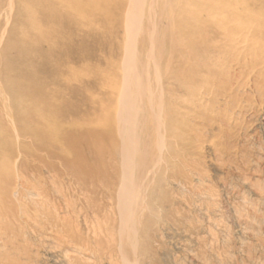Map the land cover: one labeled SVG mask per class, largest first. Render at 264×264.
Listing matches in <instances>:
<instances>
[{
    "label": "rangeland",
    "instance_id": "rangeland-1",
    "mask_svg": "<svg viewBox=\"0 0 264 264\" xmlns=\"http://www.w3.org/2000/svg\"><path fill=\"white\" fill-rule=\"evenodd\" d=\"M132 1L0 0V264H264V67L226 57L207 86L200 141L183 142L200 149L141 141L123 183L113 83L127 56L175 60L189 22L183 0H144L136 14ZM161 151L171 164L154 161Z\"/></svg>",
    "mask_w": 264,
    "mask_h": 264
},
{
    "label": "bare ground",
    "instance_id": "bare-ground-1",
    "mask_svg": "<svg viewBox=\"0 0 264 264\" xmlns=\"http://www.w3.org/2000/svg\"><path fill=\"white\" fill-rule=\"evenodd\" d=\"M143 1L137 0L136 2H131L134 4L133 8L129 7L133 9L135 14L139 12L138 8L142 7V5H144L142 7V10H144L145 4H143ZM118 4L123 6V3ZM182 4L184 6L181 8L182 13L187 16L189 22L177 33V45L180 46L179 56L175 60L171 58L165 62L162 60V51L159 50V59L161 60L152 61V63L154 62L153 67H151L148 60L143 62V60L140 61L139 59L137 61L138 57L132 56L129 60L127 56L122 76L112 86V99L114 101L112 103L116 105V110H113L114 128H116L114 130H117L119 133V140L122 139L123 160L128 163H126V170L124 171V173L126 172V176L123 183L133 182L131 181L133 179L131 177H133L135 166L129 165V163L136 158L138 150H136V146L141 141H144L146 144H150L153 141L161 142L163 145H166L168 153L177 150L178 152L188 154L200 149L199 146L194 147V145L188 147L189 145H185L183 142L189 141L192 138L199 139L202 136L201 130L198 134L197 125L201 117L200 110L206 106L205 104L208 100L209 92L207 86L212 84L210 80L212 76H222L220 67L222 63L225 65L224 59L226 57L233 62V68H245L250 62L252 71L256 68L264 67V11L259 10V8H262L259 2L256 0H183ZM127 5H130V3ZM107 13L109 14V12ZM124 14H126L125 18L129 16L127 13ZM135 14L134 16H136ZM140 14H138L139 18ZM128 20L129 22L124 20L125 22L123 21L122 23H125L124 27L126 26L127 28V36H130L131 31L135 30V27L138 25L130 21L131 19ZM146 22L148 23V21ZM150 24L152 23L150 22L146 26H155V24ZM147 35L149 36L150 33ZM152 35H155V33ZM148 36L147 41L149 39ZM41 37L44 38L46 36L41 34ZM132 39L127 40L128 43ZM155 39L157 42L158 39ZM155 39L152 41L151 36L149 42L155 43ZM161 42L164 45L163 39ZM132 44L134 45L135 42ZM24 49L23 47L22 53L27 58L29 53ZM128 49L130 53L134 52V49H131V51L130 47ZM148 50L150 51L149 48ZM148 50L147 57L152 54L151 52L149 54ZM169 54L171 55V53ZM155 55L157 56V54ZM161 67L164 70L160 74ZM151 72L156 74V79H151ZM199 72L202 73L199 74ZM140 74H148V76L146 78L143 77L142 81ZM138 116L141 117L139 118ZM139 121L144 123L141 130H139L140 132H137V130L136 132H131V129H140L138 128L139 125L137 126ZM133 126L137 127L134 128ZM201 145L200 147H202ZM148 146L145 145L143 155H147ZM144 157L143 159H139L140 168L143 169L147 161ZM171 158L168 155L165 156L161 151L158 158L154 161L169 165L173 161H171ZM174 165L176 166V163ZM130 167L134 169L132 170ZM129 185L131 187L132 183ZM127 186L126 184V189L123 188L127 190ZM131 188L129 189L130 191L132 190ZM124 189H122L120 194V208L122 210L120 212L130 215V208L132 206L130 196L132 193L129 194V191L125 192ZM129 201L131 205H129V211L127 212ZM126 216L121 217L125 219ZM126 218L128 219L124 220L125 223L129 219L131 220L130 217ZM128 222L130 223V221ZM123 225L124 223L122 227ZM123 228L122 232L124 231ZM125 228H128L127 225ZM126 238L123 237L122 241H125L123 239ZM13 264L17 263L14 262Z\"/></svg>",
    "mask_w": 264,
    "mask_h": 264
}]
</instances>
